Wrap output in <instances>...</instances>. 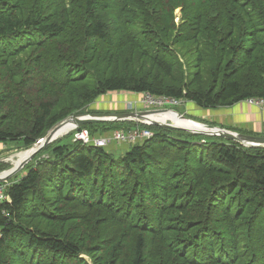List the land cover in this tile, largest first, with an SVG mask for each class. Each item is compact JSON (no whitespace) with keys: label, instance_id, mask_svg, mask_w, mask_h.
Here are the masks:
<instances>
[{"label":"trees","instance_id":"trees-1","mask_svg":"<svg viewBox=\"0 0 264 264\" xmlns=\"http://www.w3.org/2000/svg\"><path fill=\"white\" fill-rule=\"evenodd\" d=\"M193 4L0 0V142L28 149L67 116L62 106L107 92L210 109L264 97V0H204L175 29L174 9ZM185 42L194 61L175 46ZM132 64L137 71H125ZM120 123L153 135L119 156L57 138L30 161L47 158L3 182L0 264H264V147L137 121L100 124ZM110 226L122 228L117 239L104 235ZM86 228L82 243L76 232Z\"/></svg>","mask_w":264,"mask_h":264},{"label":"rangeland","instance_id":"rangeland-1","mask_svg":"<svg viewBox=\"0 0 264 264\" xmlns=\"http://www.w3.org/2000/svg\"><path fill=\"white\" fill-rule=\"evenodd\" d=\"M193 1H194V4L192 7H190L191 10L187 9L186 12H183L181 7H176L174 9L173 15H174L175 29H177L180 24L184 23L183 22L184 19H182L183 17H186L187 15L188 16L192 15L193 9H196V8L197 9H200V8L203 9V7L205 6L203 4L204 0H193ZM175 46L178 49H180L182 52L185 53L186 59H192L193 61L195 60V55L192 54L191 50H190V47H192L193 45H190L189 42L180 43V44L176 43ZM133 64L131 66H127L125 71H127V72L130 71V73H135L137 71L136 66H138V64L137 65H133ZM117 66H118L117 69H119L120 66L119 65H117ZM143 67H144V70L140 71L141 75H144V73H147V71L150 70V66H149L148 61L144 62ZM189 68H191L192 71H195V67L193 66V64H191V66ZM151 71L153 72V75H154L153 78L154 79H159L163 83L168 82V80L162 79L160 77L159 73L156 74L157 73L156 70H151ZM172 83H175V81ZM181 99H182L181 103H178L175 105H168L167 108H169V109H166L167 110L166 111V110H158L156 108H151L150 106H146L142 101V93L139 94V93H130V92L128 93V92H121V91H113V92H107L105 94L98 96L97 98H95L94 101L87 104L86 106L85 105L82 107L79 106V107L74 108L72 110H69L67 107L62 106L59 110L63 111V112H65L67 110L68 114L64 118V119H66L73 114H81V113H83V114H90L93 112H97V113H128V112L144 111V110H157L158 111L157 113H161V112H168V111H170V109H173V110L183 114L187 118H191V119L197 120V121L202 122V123L210 124V120L207 119L208 120L207 121L206 119H204V117H200V112H199V111L205 112L208 110V108L199 107L188 99H185V98H181ZM66 100H69V99H66ZM219 108L221 109L223 107H218L217 109H219ZM201 116H203V113H201ZM147 120H150V119H147ZM127 121H137V120H127ZM137 122L140 123L139 121H137ZM145 122H147V121L145 120ZM100 123L101 122H93V127H90L89 129H87L89 131L91 137L95 138V137L102 136L105 134L108 135L115 129L114 126L113 127H108V125L102 126ZM163 124H169V123H163ZM149 125H152V124H149ZM169 125L172 126L173 124H169ZM119 126L122 127L123 129H132V128H136V127L146 128V127H142L139 125L131 126V124H129V123H120ZM154 126H159V125H154ZM173 126H175V125H173ZM159 127H162V126H159ZM77 128H79V127L76 126V129ZM76 129L72 130V128H70L69 131H67L65 133H61L58 136H55L56 137L55 139H57V138H59V139H57V141L54 142V145H58V144L61 145V144H65V143L74 142L73 137H74V133H75ZM116 129H118V128H116ZM170 129H172V128H170ZM225 129H228V128H225ZM92 130H94V131H92ZM180 130H182V129H180ZM229 130L233 131L232 129H229ZM150 131L153 133L152 130H150ZM235 132H237V131H235ZM238 132L239 133L246 132L244 134H249V135L259 134L256 131H252V134H250L251 132L247 133V131H242V130H239ZM260 133H264V131H262ZM172 135H174L176 137H180V136H178V134H172ZM202 141H204V140H202ZM0 143L2 145V146L0 145V147H1L0 148V166H1L2 171H5V170L10 169L13 166L12 163L13 162L15 163V159H16L15 157L17 156V154L24 151L25 149L20 146L19 142L16 143L13 141H7L5 143H3V142H0ZM130 147H131V144H128V143L127 144L122 143V142L117 143V142L111 141L104 148L107 151L111 152L114 156H119V155L124 154L127 150H129ZM48 156H49V152L46 151V152H43L38 157H36V159H34L33 161H29V163L25 167L20 169L18 172H16L14 175H12L9 178L10 182L18 180L22 175H24L27 172L28 167L35 165V163H37L41 159L47 158ZM9 157L12 159V163H11V161L7 160V158H9ZM0 184L4 185L5 187L7 185L6 183H3V182H0ZM68 210L74 211V208L69 207ZM36 221H38L39 223H41L43 225L46 223V222L40 221V220H36ZM36 221H33V224L37 223ZM77 223H79L78 218H75L74 220L71 221L72 226H75ZM87 225L91 226L92 228H95L96 226H99L100 224L96 223V220H95L94 216L92 215L90 218H88ZM80 230L81 231L76 232V234L79 235V236H77L78 240L83 243V239L81 238V236L83 237L84 235L89 233L90 230L88 228L80 229ZM122 231L123 230L121 227L119 228L118 226H110L109 228L105 229L104 235L107 236L108 238H111L116 233H118V235L115 238V239H117V237L119 236V234L122 233ZM126 240H128V239H126ZM126 240L123 239L122 243ZM126 250H128V253H125ZM122 251L125 254H127V255H124L125 260H127L128 256L130 257V255H131L130 254L131 251H130L129 246H127V244H124ZM83 256L87 259V256L85 254H82V257Z\"/></svg>","mask_w":264,"mask_h":264},{"label":"water","instance_id":"water-1","mask_svg":"<svg viewBox=\"0 0 264 264\" xmlns=\"http://www.w3.org/2000/svg\"><path fill=\"white\" fill-rule=\"evenodd\" d=\"M170 111L175 112L180 116V118L191 121L193 123L200 124L201 126H204V129L200 130H191V129H185L178 126H171L169 124H163L155 120H147V116L149 114L158 112L157 110H144V111H134V112H128V113H97L93 112L90 114H73L69 116L68 118L62 120L58 124H56L53 128H51L41 139H39L36 143H34L29 150V155L22 160L19 164L13 165L10 169L1 171L0 172V182H6L12 175H14L16 172H18L20 169H22L33 157L34 155L44 146L51 143L53 140H55L56 137H54L56 130L62 126L65 123L71 122L75 126L80 127L84 124H90L93 122H101V121H122V120H137L140 122H145V120L148 122V124L152 125H159L162 127H168L173 129H182L189 131L191 133H200L204 135H211V136H219L228 140L235 141L245 147H264V136H258V135H249L244 133H239L235 131H231L229 129H225L220 126L208 124V123H202L197 120L187 118L183 114L170 109ZM7 160L11 161L12 159L9 157ZM7 173H4L6 172Z\"/></svg>","mask_w":264,"mask_h":264},{"label":"built area","instance_id":"built-area-1","mask_svg":"<svg viewBox=\"0 0 264 264\" xmlns=\"http://www.w3.org/2000/svg\"><path fill=\"white\" fill-rule=\"evenodd\" d=\"M142 101L146 106L151 108H156L158 110H166L168 105H175L181 103V98H176L168 95H155L149 92L142 93ZM250 105L257 106L258 108L264 107V97H249L245 100ZM167 111V110H166ZM140 122V121H139ZM148 125V122H140ZM76 129V126L72 130ZM153 133L147 128H132V129H123L118 128L114 129L108 135H102L98 137H91L87 128L76 129L74 133V140H80L82 143L90 144L99 147H106L107 144L111 141L122 142L128 144H135L142 142L145 139L150 138ZM3 200H8V196L5 194V186L0 184V203Z\"/></svg>","mask_w":264,"mask_h":264},{"label":"crops","instance_id":"crops-1","mask_svg":"<svg viewBox=\"0 0 264 264\" xmlns=\"http://www.w3.org/2000/svg\"><path fill=\"white\" fill-rule=\"evenodd\" d=\"M199 112L200 117H204L206 120L209 119L213 125L234 128L237 132L239 130L247 131V133L251 132L250 134H252V131H256L259 133L258 136H264V133H260L264 131V107L258 108L241 101L221 109L208 108L205 112ZM201 113H203V116H201Z\"/></svg>","mask_w":264,"mask_h":264},{"label":"bare ground","instance_id":"bare-ground-1","mask_svg":"<svg viewBox=\"0 0 264 264\" xmlns=\"http://www.w3.org/2000/svg\"><path fill=\"white\" fill-rule=\"evenodd\" d=\"M146 119L155 120L160 123H170L175 126L182 127L185 129H191V130H196V129L200 130V129L205 128L204 126H201L200 124L193 123L191 121L180 118V116L173 111L161 112V113L155 112V113H152L151 115L149 114ZM74 126L75 125L71 122L63 124L56 130L54 137L58 136L61 133H65L69 131L70 128H73ZM29 153L30 152L27 149L18 153L17 156L15 157L16 159H15L14 164L15 165L19 164L22 160H24L29 155ZM4 173H7V171Z\"/></svg>","mask_w":264,"mask_h":264}]
</instances>
